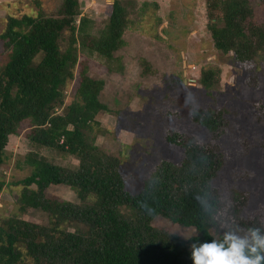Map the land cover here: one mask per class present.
Instances as JSON below:
<instances>
[{
	"label": "trees",
	"instance_id": "16d2710c",
	"mask_svg": "<svg viewBox=\"0 0 264 264\" xmlns=\"http://www.w3.org/2000/svg\"><path fill=\"white\" fill-rule=\"evenodd\" d=\"M204 7L213 48L230 53L238 64L262 68L264 20L250 21L248 1L204 0ZM127 23L119 0H112L95 32L93 21L79 16L78 0H61L55 16L40 10L6 16L0 32V165L8 136L26 121L24 138L34 151L22 156L28 174L10 184L19 186L17 212L37 209L46 215V224L13 214L0 217V264H193L190 245L219 239L222 226L264 230L263 205L245 213L247 191L231 187L222 195L213 184L224 163L216 141L228 127L221 107L191 109L189 120L208 139L167 130L164 142L181 150L180 162L160 160L134 193L125 189L122 153L110 155L95 143L109 132L99 118L118 111L100 100L104 82L87 74V61L97 56L107 72L121 71L113 53L123 45ZM77 57L84 62H78L77 82L65 104L64 89ZM216 74L200 69V85L209 89ZM129 147L123 146L126 152ZM39 148L73 157L77 165L47 161L36 152ZM3 185L0 181V189ZM51 185L66 186L79 203L46 196ZM121 206L128 208L127 215L119 212ZM157 217L192 228L195 235L181 239L161 232L152 225Z\"/></svg>",
	"mask_w": 264,
	"mask_h": 264
},
{
	"label": "rangeland",
	"instance_id": "374dc122",
	"mask_svg": "<svg viewBox=\"0 0 264 264\" xmlns=\"http://www.w3.org/2000/svg\"><path fill=\"white\" fill-rule=\"evenodd\" d=\"M61 0H0V32L7 15H33L40 10L55 16ZM126 9L128 23L122 33L123 45L113 55L121 63L118 73L107 72L101 58L88 59L87 74L102 79L104 87L100 100L113 113L99 118L101 127L109 133L98 136L96 145L108 154L121 152L124 185L134 193L160 160L178 164L182 158L179 148L164 142L167 130L194 135L207 140L208 135L189 120V111L197 107H221L228 127L216 142L224 163L213 184L222 195L231 187L249 193L245 213L257 205L264 206V63L251 69L238 64L230 53L215 50L207 31L204 0H119ZM251 7L250 21L264 20V0H247ZM112 0H78L79 16L93 21V32L107 17ZM66 34V32L64 33ZM3 53L0 41V60ZM77 57L73 78L64 89L68 103L75 88L79 64ZM216 70L215 82L209 89L198 81L200 69ZM254 78V81H249ZM261 109V110H260ZM167 112V113H165ZM28 123H19L16 134L8 136L5 160L0 165V217L15 215L38 225L46 224V215L37 209L17 212L15 199L17 181L28 174L22 156L31 149L24 138ZM123 128V129H122ZM129 130V132H128ZM126 131V132H125ZM130 146L126 152L123 146ZM47 161L74 168L77 161L55 150L36 149ZM128 155H127V154ZM46 196L79 203L66 186L51 185ZM122 215L128 208L120 207ZM152 225L161 232L181 239L193 236L194 229L170 224L157 217ZM72 231L73 228L68 227Z\"/></svg>",
	"mask_w": 264,
	"mask_h": 264
},
{
	"label": "clouds",
	"instance_id": "9594fccd",
	"mask_svg": "<svg viewBox=\"0 0 264 264\" xmlns=\"http://www.w3.org/2000/svg\"><path fill=\"white\" fill-rule=\"evenodd\" d=\"M221 229L219 239L190 245L193 264H264V230L238 226Z\"/></svg>",
	"mask_w": 264,
	"mask_h": 264
},
{
	"label": "crops",
	"instance_id": "0c3cea01",
	"mask_svg": "<svg viewBox=\"0 0 264 264\" xmlns=\"http://www.w3.org/2000/svg\"><path fill=\"white\" fill-rule=\"evenodd\" d=\"M104 82V81H103ZM104 87V86H103ZM102 93V92H101ZM104 115V114H103ZM123 129V128H122ZM126 132V131H125ZM128 132H129V130H128ZM109 133V132H108Z\"/></svg>",
	"mask_w": 264,
	"mask_h": 264
}]
</instances>
